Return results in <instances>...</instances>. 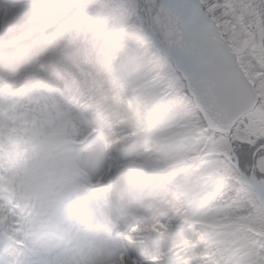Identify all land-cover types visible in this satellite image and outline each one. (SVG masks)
Masks as SVG:
<instances>
[{
    "label": "clouds",
    "instance_id": "clouds-1",
    "mask_svg": "<svg viewBox=\"0 0 264 264\" xmlns=\"http://www.w3.org/2000/svg\"><path fill=\"white\" fill-rule=\"evenodd\" d=\"M13 3L25 12L0 28V230L22 241L14 264H91L76 258L75 229L63 216L75 194L96 184L69 159L88 167L92 181L124 182L165 203L170 223L188 229L179 264H264V132L245 115L255 106L264 128V69L243 108L210 112L213 127L190 93L176 96L143 66L151 41L171 48L153 53V68L161 57L175 64L199 0H0V11ZM220 32L226 45L232 28L222 22ZM112 38L136 52L109 45ZM38 64L51 67V79L13 91L12 81ZM153 84L163 95L148 103ZM243 140H252L251 154L239 165ZM209 160L219 171L205 176Z\"/></svg>",
    "mask_w": 264,
    "mask_h": 264
},
{
    "label": "snow or ice",
    "instance_id": "snow-or-ice-1",
    "mask_svg": "<svg viewBox=\"0 0 264 264\" xmlns=\"http://www.w3.org/2000/svg\"><path fill=\"white\" fill-rule=\"evenodd\" d=\"M191 26L189 30V41L185 43L177 54L175 64L166 63L161 60L153 68L152 62L156 56L171 51L170 47H165L158 41H151L146 50L142 49L143 59L146 63L143 65L148 72L158 73L157 80L166 82L176 96L182 93H190L197 108L200 109L208 123L217 127L213 123L211 113L222 115L229 110L243 108L247 102L249 92V82L256 77V69H264V48L255 46V38L259 33L261 40H264V0H216L210 3L209 0H199V3L190 8ZM232 17L240 25V31L232 28V34L228 37L227 44L222 39L224 35L220 32L221 23H225L226 17ZM114 42L122 46L129 47L135 53L136 49L118 38L109 40V45ZM248 58H241L242 51L247 52ZM156 54V56L153 55ZM235 56V62L233 59ZM163 95V89L153 84L147 91L145 100L148 103L158 101ZM207 107H205V102ZM259 109L252 106L246 110L245 115L249 121V127L257 133L264 132L260 127L262 123L258 116ZM94 118L101 124L105 123V117L102 110L94 108L92 111ZM239 121H237L238 123ZM195 128V125L192 126ZM235 128V124L232 126ZM95 132V129L91 130ZM252 140H243L239 146L238 164L242 165L249 160L251 150L248 145ZM220 151V149H216ZM151 164L150 160L144 161ZM208 168L205 176H210L219 171V164L216 160L207 162ZM259 167L264 172V161L259 162ZM238 181L248 182L247 177L236 176ZM89 177V183H92ZM99 182V181H97ZM252 182L255 183L253 176ZM261 186L257 187V193L264 197V181H260ZM87 187V186H85ZM213 188L215 185L212 186ZM187 219V218H186ZM170 223H160L152 228L137 226L132 230V234L123 239L129 243L134 242L149 231L166 230ZM0 255L6 260H0V264H6V261H13L18 255V249L12 235H0ZM125 256L127 258H125ZM140 264L135 257L129 256L127 252L120 259L112 260L110 264Z\"/></svg>",
    "mask_w": 264,
    "mask_h": 264
},
{
    "label": "bare ground",
    "instance_id": "bare-ground-1",
    "mask_svg": "<svg viewBox=\"0 0 264 264\" xmlns=\"http://www.w3.org/2000/svg\"><path fill=\"white\" fill-rule=\"evenodd\" d=\"M24 12H25V9H21L20 7H18V5H14V4H10L6 7L3 8L2 11H0V13L2 14V16H0V28H5V27H10L12 26L13 24H15V22L22 16L24 15ZM40 71L41 69L39 68V66L37 67ZM51 70V69H50ZM27 75L29 74H32L36 77H40V78H43L41 75H39L38 73L34 72V71H30V69H26V72H25ZM29 79V78H28ZM26 79L25 76H17L13 81H12V85L16 84L17 83V88L15 89V91L17 92H22L24 91L26 88H27V84H29V80ZM30 79H32L30 77ZM35 79V78H34ZM154 198V194H146V199H148V202H150V200ZM113 200H110V202H112ZM118 202H121V201H117ZM112 203L116 204V201L114 200ZM157 203L159 205L158 207V212L156 213H151L152 216H153V221L151 222H146L148 223V227L147 228H152V226L154 225H158L160 223H170V220H171V217L168 216V213L170 212V209L169 207L163 203L162 201L158 200L157 199ZM119 207V205H118ZM124 207V205L122 206ZM168 218L167 222L164 221L165 218ZM174 229V231H176V234H175V238H177V243H178V246L184 242L186 239H187V236H188V232L185 231V233H181L178 230L179 227H185L184 225L180 224V223H176V222H171L170 223V228ZM187 231L188 229L185 228ZM161 232H168L169 231V228L166 229V230H160ZM153 232L154 231H149L147 233H145L143 236L147 237V238H153ZM155 241H158V240H155ZM172 245H177V244H172ZM169 246L168 249H170L171 251H176L173 247ZM147 254L149 255L150 254V251L147 252Z\"/></svg>",
    "mask_w": 264,
    "mask_h": 264
},
{
    "label": "rangeland",
    "instance_id": "rangeland-1",
    "mask_svg": "<svg viewBox=\"0 0 264 264\" xmlns=\"http://www.w3.org/2000/svg\"><path fill=\"white\" fill-rule=\"evenodd\" d=\"M109 2H115V0H109ZM16 5H21V6H23L22 4H19V3H16ZM261 42H262V44H264V40H262ZM263 46H264V45H263ZM252 51H253V49H250L249 52H252ZM68 166L72 167V164H68ZM71 200L73 201V203H74V205H75V207H76L75 210L78 211V212H80L81 210H80V208L78 207V200H77V198L73 197Z\"/></svg>",
    "mask_w": 264,
    "mask_h": 264
}]
</instances>
